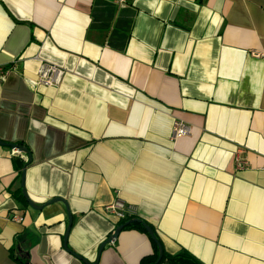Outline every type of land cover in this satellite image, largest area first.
I'll list each match as a JSON object with an SVG mask.
<instances>
[{"label": "crops", "instance_id": "1", "mask_svg": "<svg viewBox=\"0 0 264 264\" xmlns=\"http://www.w3.org/2000/svg\"><path fill=\"white\" fill-rule=\"evenodd\" d=\"M2 67L0 141L29 155L0 146V264H144L136 226L97 260L117 198L168 256L264 264V0H0Z\"/></svg>", "mask_w": 264, "mask_h": 264}, {"label": "built area", "instance_id": "2", "mask_svg": "<svg viewBox=\"0 0 264 264\" xmlns=\"http://www.w3.org/2000/svg\"><path fill=\"white\" fill-rule=\"evenodd\" d=\"M119 3V5L124 6L127 0H114ZM252 56L258 57V53H251ZM11 67L0 68V82L3 81L7 75L13 70ZM64 71L55 65L48 63H41L35 80H28V85L36 89L38 86H44L48 88L58 87L63 79ZM191 134V128L181 121H175L171 129L170 139L172 141L179 139L181 137H186ZM245 153L244 150H237L234 157L235 168L238 170L245 169L248 166L247 161L241 156ZM105 214L115 217L119 222H124L128 220L135 219L136 208L132 205H127L120 199H115L113 203L105 206ZM13 221H19L20 219L13 215Z\"/></svg>", "mask_w": 264, "mask_h": 264}, {"label": "water", "instance_id": "3", "mask_svg": "<svg viewBox=\"0 0 264 264\" xmlns=\"http://www.w3.org/2000/svg\"><path fill=\"white\" fill-rule=\"evenodd\" d=\"M0 146L2 147H8L12 150H17L18 152H22V153H25L27 155H29L28 151L26 148L24 147H21V146H18V145H15V144H8V143H5V142H2L0 141ZM23 182H24V173L22 174V181H21V188H22V195H23V198L25 200V202L30 206L32 207L33 209H42L43 206H36L34 205L30 200L29 198L27 197V194L25 193V190L23 188ZM57 201H60V199H53L49 202V204H52V203H55ZM68 217H69V224H68V227H67V230H66V233L64 235V239H63V247L64 249H67V238H68V234H69V231H70V227H71V216L70 214L68 213ZM134 224H138V225H141L143 227V229L147 232V234L149 235V237L152 239V241L155 243V245L157 246L158 248V259L156 260V262L154 264H158L160 261H161V258H162V254H163V249L159 243V241L157 240L156 236L154 235L153 231L146 225L144 224L140 219H132V220H129L127 221L126 223H124L123 225L119 226L115 232L111 235V237L109 239H107V241H105L104 243H102L99 247V250H98V256H97V260L99 258V255L100 253L102 252L103 248L111 243L114 239L117 238L119 232L124 229L125 227H128L130 225H134ZM76 258L82 260L85 264H89L88 262H86L85 260H83L80 256H77L75 255Z\"/></svg>", "mask_w": 264, "mask_h": 264}, {"label": "trees", "instance_id": "4", "mask_svg": "<svg viewBox=\"0 0 264 264\" xmlns=\"http://www.w3.org/2000/svg\"><path fill=\"white\" fill-rule=\"evenodd\" d=\"M126 222L127 221L122 222L121 225H123ZM130 226H136V227H139L142 230H144L143 227L141 225H138V224H134V225H130ZM157 259H158V248L155 245L154 254L144 264H154ZM158 264H200V263L187 254H178L175 256H168L163 252L161 261Z\"/></svg>", "mask_w": 264, "mask_h": 264}]
</instances>
